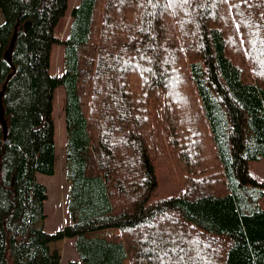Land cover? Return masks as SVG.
I'll return each mask as SVG.
<instances>
[{
    "label": "trees",
    "instance_id": "trees-1",
    "mask_svg": "<svg viewBox=\"0 0 264 264\" xmlns=\"http://www.w3.org/2000/svg\"><path fill=\"white\" fill-rule=\"evenodd\" d=\"M68 6L0 0V264H60L67 238L69 264H264V0H79L60 37ZM59 87L72 215L48 231ZM160 166L180 194L152 199Z\"/></svg>",
    "mask_w": 264,
    "mask_h": 264
},
{
    "label": "rangeland",
    "instance_id": "rangeland-1",
    "mask_svg": "<svg viewBox=\"0 0 264 264\" xmlns=\"http://www.w3.org/2000/svg\"><path fill=\"white\" fill-rule=\"evenodd\" d=\"M79 0H69V6L65 16L60 20L57 27V34L63 37L67 34L72 15V8ZM4 17L0 11V24ZM63 48L61 45H55L52 49L51 69L52 72L60 74L63 68ZM65 96L62 87L56 92L54 103V120H55V139H56V169L53 175L37 173V178L48 188V199L45 203L47 213L45 228L48 231H55L66 224L70 223L71 213L68 206V194L70 183L66 174L65 161V142H66V124L64 116ZM248 170L251 175L259 181H264V158L260 160L250 161ZM158 185L152 193V199L171 194H180L183 190L182 184L176 180L170 173L169 168L160 166L157 168ZM260 205L264 208V196L259 200ZM68 240L52 243V248H57L61 253L60 264H69L77 253L74 250L75 238H67Z\"/></svg>",
    "mask_w": 264,
    "mask_h": 264
},
{
    "label": "water",
    "instance_id": "water-1",
    "mask_svg": "<svg viewBox=\"0 0 264 264\" xmlns=\"http://www.w3.org/2000/svg\"><path fill=\"white\" fill-rule=\"evenodd\" d=\"M31 26H32V20L31 19H27L23 23V27H24L25 32H28L29 29L31 28ZM17 34H18V25L15 26L14 32H13L12 37L10 39V43H9L7 49L3 53L4 59L6 61H8L9 63L12 62V52H13V49H14V46H15V42H16V39H17ZM12 68H13V71L8 74L7 80L12 76V74H13V72L15 70V66L12 65ZM6 82L3 84V87L0 90V123L3 126L5 134L7 132V121H6V118H5V107H4V104H3V95H4V92H5V89H6Z\"/></svg>",
    "mask_w": 264,
    "mask_h": 264
},
{
    "label": "crops",
    "instance_id": "crops-1",
    "mask_svg": "<svg viewBox=\"0 0 264 264\" xmlns=\"http://www.w3.org/2000/svg\"><path fill=\"white\" fill-rule=\"evenodd\" d=\"M64 240H68V239H63V240H61V241H64ZM68 241H71V240H68ZM77 258V256L73 259V260H75Z\"/></svg>",
    "mask_w": 264,
    "mask_h": 264
}]
</instances>
